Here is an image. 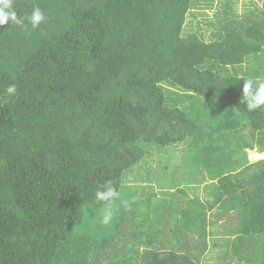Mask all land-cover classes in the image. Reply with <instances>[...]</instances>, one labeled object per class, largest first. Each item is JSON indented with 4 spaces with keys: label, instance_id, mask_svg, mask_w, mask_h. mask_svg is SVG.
<instances>
[{
    "label": "trees",
    "instance_id": "trees-1",
    "mask_svg": "<svg viewBox=\"0 0 264 264\" xmlns=\"http://www.w3.org/2000/svg\"><path fill=\"white\" fill-rule=\"evenodd\" d=\"M198 1L14 0L19 16L39 6L46 21L0 25V264H203L208 210L177 201L181 218L164 216L165 240L161 230L145 241L128 231L140 244L132 253L112 236L75 231L86 207L108 203L95 201L96 190L111 181L119 193L124 173L151 150L169 155L157 159L160 171L189 165L194 177H216L205 184V209L220 203L211 217L227 224L214 230V264H264V158H248L264 150V107L250 112L242 100L257 71L239 74L261 52L264 19L251 25L226 9L205 40L192 25ZM11 83L17 94L7 98ZM223 103L239 114L222 113ZM243 130L252 138L244 158H224L225 133ZM138 207L148 208L141 225L163 222L151 203Z\"/></svg>",
    "mask_w": 264,
    "mask_h": 264
},
{
    "label": "rangeland",
    "instance_id": "rangeland-1",
    "mask_svg": "<svg viewBox=\"0 0 264 264\" xmlns=\"http://www.w3.org/2000/svg\"><path fill=\"white\" fill-rule=\"evenodd\" d=\"M227 4L222 3V0H199L198 9H193L194 11V19L192 25L195 27L196 23H198L197 32L200 35V38L205 40L209 39V32L212 30L211 23L216 22L218 19L223 18L226 14V9H235L237 15L242 18L243 16L249 17V23L255 24L258 20L264 19V9L262 8L264 5V0H234V4L230 3V0H226ZM210 2L212 4H210ZM204 3V4H203ZM202 4V5H201ZM211 5V6H210ZM233 15V14H231ZM236 17V14L233 15ZM197 21V22H196ZM248 24L245 23L242 27L243 32L246 31ZM190 27V26H189ZM261 52L259 54L250 55L240 64L239 74L247 75L248 70L247 66L251 67V71L256 70L258 77L264 78V42L262 44ZM230 71H234L231 66L229 67ZM250 75V74H249ZM256 75V74H255ZM216 100H218L216 98ZM220 102L214 104L216 106ZM222 105V113L226 114H239L232 105L228 103H223ZM219 106V105H218ZM212 107V106H211ZM202 119H209V115L201 116ZM200 120V117H199ZM200 120V121H201ZM224 140L227 145L225 144L226 148L223 150L224 158H230L231 153L233 151V155L241 154L245 155V152L242 148V144L245 141H250L251 132L248 130H243V134L235 133V134H228V131L224 135ZM223 137V138H224ZM191 139V138H189ZM189 140L185 141L182 146L185 148L187 147L186 144ZM259 143L264 146V137L260 138ZM187 149V148H186ZM169 153V152H168ZM164 155V154H163ZM163 155L157 154V151H150L141 161L138 162L137 165H134L130 170L124 173L123 182L119 189V195L115 201H110L106 205L98 206V205H90L84 209L81 221L75 225V231L80 233L89 234L91 237L94 238L95 241H101L103 238H107L112 236L111 243L116 242V244L123 243V247L125 249L128 248L129 253L133 252V250L138 249L140 244L135 242V236L133 237L134 240L128 239V231L135 235L136 233H140L145 238L147 236L146 233H149L151 237H158V233L161 230V236H164L166 230H168V225L164 220V216L167 213H175L177 218H181V215L178 214L180 212L171 210V201H177V204H180L183 209H186L188 205H191L195 209L197 208L202 213H207V220H206V234L207 238L210 239L208 242L209 248L203 258V264H214V261L210 256L215 251L213 238H217L218 236L214 233L215 229H222L224 228V224H227L226 218H213L211 217L212 214L216 213L220 209V203H218L213 209H205L206 204L209 200L208 190L205 187V184H211L216 180V177L213 175H208L206 172H203L202 177L197 178L194 177L193 171H190L191 166H184L180 169L179 173L176 174L174 168H169L168 170L160 171L157 169V165H159L160 161H157ZM244 158V156H241ZM237 157V156H236ZM169 158V155L163 156L162 159L165 162L166 159ZM248 158L250 161L257 160L264 158V150L263 148L260 149L259 146H256L254 149L248 150ZM155 164V167L152 165ZM139 166V167H138ZM130 172V173H129ZM129 176L127 177V175ZM207 174V175H206ZM129 177L130 180H129ZM128 178V179H127ZM210 185H207L209 187ZM190 187H197L200 188L197 191V196L193 195V191L190 190ZM181 189L180 197L179 198H170L165 194V192H174L176 189ZM162 198H165L166 201L164 202V206L161 205ZM188 199L191 200V204L188 203ZM135 201V204H134ZM144 203H151L152 211L156 214H162L163 222L157 226L153 224L154 221L147 224V226H143L140 223L142 222L143 215L142 210H146L148 208H140L139 205ZM111 206L115 215L111 222L108 225H104L101 223L102 213L103 210ZM120 207L119 210H117ZM132 218L133 224L136 225L134 228H129L130 224L129 221ZM120 222V223H118ZM164 229H161L163 227ZM157 232V235L155 234ZM172 242H170L173 246L177 245L180 246L179 241L177 238H171ZM169 241V238H168ZM133 244V245H131ZM158 247V245H157ZM176 248V247H175ZM222 249L224 250L225 247L223 246ZM222 253L220 252L219 255ZM209 257V258H208ZM216 264V263H215ZM219 264V263H218ZM221 264V263H220ZM225 264H235L234 262H226ZM243 264V263H242Z\"/></svg>",
    "mask_w": 264,
    "mask_h": 264
},
{
    "label": "clouds",
    "instance_id": "clouds-1",
    "mask_svg": "<svg viewBox=\"0 0 264 264\" xmlns=\"http://www.w3.org/2000/svg\"><path fill=\"white\" fill-rule=\"evenodd\" d=\"M46 21L45 12L39 7L34 6L30 14L24 17L18 15L14 0H0V25H30L33 29L38 28L42 22ZM7 98H13L17 94V86L15 83L7 85L4 89ZM242 100L248 111H254L264 107V78L252 77L244 79L242 88ZM119 193L113 186L111 181H107L102 188H98L95 192V201L109 202L118 197ZM115 213L109 205L103 210L101 223L108 225L113 219Z\"/></svg>",
    "mask_w": 264,
    "mask_h": 264
},
{
    "label": "crops",
    "instance_id": "crops-1",
    "mask_svg": "<svg viewBox=\"0 0 264 264\" xmlns=\"http://www.w3.org/2000/svg\"><path fill=\"white\" fill-rule=\"evenodd\" d=\"M263 3H264V2H263ZM262 8L264 9V5H263V7H262ZM252 24H253V23H251V25H252ZM258 24H264V23H258ZM261 49H263V48H261ZM161 239L165 240V235H164V236H162V237H161ZM163 240H162V241H163ZM163 243H164V242H163Z\"/></svg>",
    "mask_w": 264,
    "mask_h": 264
}]
</instances>
